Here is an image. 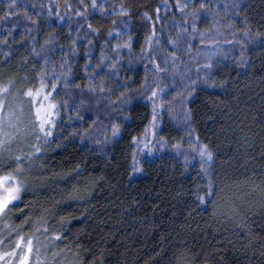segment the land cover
Wrapping results in <instances>:
<instances>
[{"label":"trees","instance_id":"obj_1","mask_svg":"<svg viewBox=\"0 0 264 264\" xmlns=\"http://www.w3.org/2000/svg\"><path fill=\"white\" fill-rule=\"evenodd\" d=\"M4 82L58 110L0 168L23 181L3 249L39 232L67 264H264V0H0Z\"/></svg>","mask_w":264,"mask_h":264},{"label":"rangeland","instance_id":"obj_2","mask_svg":"<svg viewBox=\"0 0 264 264\" xmlns=\"http://www.w3.org/2000/svg\"><path fill=\"white\" fill-rule=\"evenodd\" d=\"M180 8L181 4H178L177 9ZM165 9L166 8H162L161 12H164ZM153 34L154 36H159L156 34V31H154ZM172 44L173 39L168 40L169 47L166 48V51L170 56L175 57L178 51L174 49ZM150 48V45H148L147 49ZM167 52L164 54L166 55ZM169 66L170 64L167 62L163 64L162 69L165 68L163 74L167 76L166 73L168 71L169 76L172 77L173 73L169 69ZM5 88L8 89L7 92L3 91ZM29 91L32 93V96L26 95ZM27 92L23 94L19 89H11V82L0 84V100L4 102L3 109L0 110V168L6 167L11 160L19 161L23 158H29L32 153L30 149L38 141L37 137L33 135L35 129L45 135L46 132H51L55 125L58 110V105L53 101L55 88H47L44 84H41L36 90H28ZM166 92L167 90L163 87L153 91L155 95L152 96L151 103L153 105L155 118L147 135L137 142L140 151L143 153H146V149H149V147L154 144L156 131L160 125L159 118L164 111L162 98L167 97V94L164 95ZM37 110L40 111V118L37 117ZM41 118H46L50 121L44 124V131L40 129ZM104 130V127L100 128V132L103 134ZM45 136L49 138L51 135ZM164 145L165 143L162 141L161 146ZM201 150L202 148H200V152ZM193 151L200 157V152L198 154L196 148ZM194 161L195 160H192L190 163ZM6 176L12 177L6 184L18 185L20 191L17 198L8 204L4 212L0 213V216L5 213L10 205L16 203L20 199L22 193L21 186L23 183L21 184V182L23 181H20L14 174H0V178ZM2 194V190H0V195ZM7 231L8 229L0 231V235H7ZM1 241L0 239V257H2V259H0V264H20L21 257L27 253L29 241H31L32 249L29 255V264H67L66 259L57 250L55 241L48 240L39 232L30 236L20 234L15 245L11 249H3L1 247Z\"/></svg>","mask_w":264,"mask_h":264},{"label":"snow or ice","instance_id":"obj_3","mask_svg":"<svg viewBox=\"0 0 264 264\" xmlns=\"http://www.w3.org/2000/svg\"><path fill=\"white\" fill-rule=\"evenodd\" d=\"M14 6V5H12ZM93 7H95V3H93L92 5ZM201 7H203V5H201ZM237 7H239V5H237ZM123 15H127L126 12H122ZM206 67H211V65H207ZM204 83L207 87L209 88H215L217 87L216 83L214 80H212L210 77L206 76L204 78ZM220 87H223V85H221ZM4 92H7L8 89L5 88L3 90ZM26 95L28 96H32V93L29 91L26 93ZM153 95H155V93H153ZM192 95V92L188 93V96L190 97ZM3 104L4 102L2 100H0V110L3 109ZM37 117L40 118V111L37 110ZM191 112L186 108L185 111V119L186 120H191ZM50 121H48L46 118H41L40 119V129L41 131H44V124L45 123H49ZM114 134H115V130H114ZM45 135H51V132H46ZM200 155L202 158H206V161L210 164L213 161V154L211 151H209L208 146L204 145L202 147V150L200 152ZM137 171H139V169H137ZM12 179V177L10 176H6V177H2L0 178V190H2V195H0V213L4 212V210L7 208L8 204L12 202V200L16 199L18 196V193L20 191L19 186L18 185H13V184H6L7 181H10ZM209 191L207 193V195L211 196L213 195V191L211 190V185L209 186ZM201 202H203L202 198ZM57 239H59V237H57ZM29 246L27 249V253H25V255H23L21 257L20 260V264H29V255L32 251L31 249V241L28 242ZM0 259H2V257H0Z\"/></svg>","mask_w":264,"mask_h":264}]
</instances>
